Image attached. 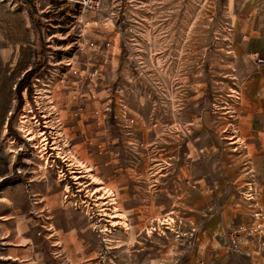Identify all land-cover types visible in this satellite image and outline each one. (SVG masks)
I'll return each mask as SVG.
<instances>
[{
	"label": "rangeland",
	"instance_id": "1",
	"mask_svg": "<svg viewBox=\"0 0 264 264\" xmlns=\"http://www.w3.org/2000/svg\"><path fill=\"white\" fill-rule=\"evenodd\" d=\"M81 33L95 46L79 49ZM260 35L264 0H106L87 13L0 0V264H198L218 238L231 251L216 211L256 194L242 94L264 92ZM38 76L53 82L71 159H47L22 130Z\"/></svg>",
	"mask_w": 264,
	"mask_h": 264
},
{
	"label": "crops",
	"instance_id": "2",
	"mask_svg": "<svg viewBox=\"0 0 264 264\" xmlns=\"http://www.w3.org/2000/svg\"><path fill=\"white\" fill-rule=\"evenodd\" d=\"M243 33L247 36L250 31L244 30ZM255 42H259V47L256 45L254 48L259 50L261 54H264V36L260 35ZM261 72V81L264 82V67ZM242 101L244 107L242 111L243 125L246 127V133H248L246 135L250 136L254 134L258 137V149L255 148V144H252L253 142H250L253 146L254 156L256 155V159L254 158L255 164L258 167L256 194L253 198H247V201L243 204L238 203V205L219 206L216 215L218 216V220L222 222L223 228L234 230L238 228V226H242L246 231L252 230L253 235L246 239L243 235V231L240 230L238 234L234 236L236 239L240 240L238 248L234 249V247H231V251L225 246L226 244L223 238L210 240L200 245L202 250L195 252V255L198 257L196 260L197 263L241 264L239 262L240 259L242 257H247V259H249L248 263L262 264L264 244L262 245L259 239L261 237L264 241V92L259 89L245 90L242 94ZM256 101L260 103L258 112H254L252 108L253 103H256ZM63 111H67V114L69 109H63ZM76 144H78V146H76L77 152L81 149L88 151L89 146L93 145V142H88L87 139H85ZM61 240L65 245L73 243L74 233L67 232L63 234ZM19 246L21 245L12 248L11 252L15 256H19V253L22 251H20L21 248ZM228 254L232 255V259L234 260H231ZM192 264H195V262Z\"/></svg>",
	"mask_w": 264,
	"mask_h": 264
},
{
	"label": "built area",
	"instance_id": "3",
	"mask_svg": "<svg viewBox=\"0 0 264 264\" xmlns=\"http://www.w3.org/2000/svg\"><path fill=\"white\" fill-rule=\"evenodd\" d=\"M19 1L21 3H24L28 0H19ZM59 1H62L69 6L77 7L81 12L87 13V12L101 11L106 0H59ZM76 43L79 49L82 50L95 46L94 40L87 38L83 33H81ZM253 59L258 65H261L264 62V57L262 56L255 55ZM72 71L73 74H75L76 76H80V72L78 68L72 67ZM98 73H99V69H95L93 75H97ZM35 79L36 81L34 82V90H35L34 97H36V99L34 100L37 103L36 108L33 109L34 110L33 113L35 115L30 116L29 113H25L24 115L21 116L22 118L20 121L22 123V130L26 133V136L30 137L32 135L29 134L30 131L29 129H27V126L29 124L32 126L33 128L32 130L34 131L33 134L37 135L36 139L38 138L41 139L40 141L42 142V144L40 147L43 146L42 150L45 149V153H48L47 154L48 156L46 155L47 159L50 160V157H60L62 158V160L71 159L73 154L72 152L73 146L68 139L69 137L65 135V131L63 129L64 126L63 120L60 116L58 107L56 106L54 99L52 98L53 91L52 89H50V87L53 84V82L45 80L44 76L41 77L38 76ZM116 92L120 94L124 93V88L122 86H118L116 88ZM31 110L32 109L29 108L26 110V112H29ZM38 112H41L39 118L38 116H36ZM34 116L37 118L38 124L37 123L35 124V122L32 121ZM22 120H24L26 125H24V122ZM35 127H37V131L35 130L36 129ZM63 171H64V167H63ZM64 174H59V176L60 177L63 176L64 178L65 176ZM73 176L74 175H72L71 177ZM62 179L60 178V181ZM254 191L255 189H253L252 186H249V189L247 191L248 192L247 196L252 197ZM240 230L246 231L242 226H238V228L230 231L231 232L230 244L232 245V247H234V249L238 248V244L240 243V240L234 237L235 235L238 234ZM198 264H202V263L198 262Z\"/></svg>",
	"mask_w": 264,
	"mask_h": 264
},
{
	"label": "bare ground",
	"instance_id": "4",
	"mask_svg": "<svg viewBox=\"0 0 264 264\" xmlns=\"http://www.w3.org/2000/svg\"><path fill=\"white\" fill-rule=\"evenodd\" d=\"M25 123V122H24ZM30 131H31V128H28ZM32 132V131H31ZM31 132H29V134H31ZM31 140H34V137H31L30 138ZM43 156H44V154H43ZM76 158V157H75ZM48 162V161H47ZM78 164H79V166L80 167H82L84 170H85V172H87L88 173V175H89V177H91L93 180H94V182L97 180L96 179V177L95 176H93V175H91V173H89V172H91L92 170H91V168L89 167V166H87L86 164H84L83 162H78V161H76ZM43 166V165H42ZM41 169H46V166L45 167H40ZM77 178V177H76ZM78 179V178H77ZM104 194L103 195H106V196H103V197H101V198H103V199H110L111 198V196H112V198L110 199V201H113V203L114 204H116V199L114 198L115 197V194H114V192L113 191H111V189H108V188H104ZM117 210V208H115V211ZM121 215H123L124 216V214H121ZM120 215V216H121ZM113 216V215H112ZM116 215H114L113 217H115ZM160 221V220H159ZM162 221V220H161ZM173 221V220H172ZM126 225H127V223H126Z\"/></svg>",
	"mask_w": 264,
	"mask_h": 264
}]
</instances>
